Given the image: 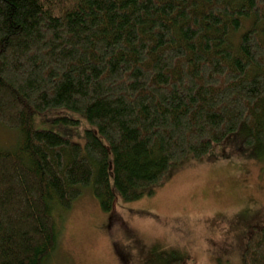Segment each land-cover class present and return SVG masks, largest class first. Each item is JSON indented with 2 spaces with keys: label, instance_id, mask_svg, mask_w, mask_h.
Listing matches in <instances>:
<instances>
[{
  "label": "trees",
  "instance_id": "obj_1",
  "mask_svg": "<svg viewBox=\"0 0 264 264\" xmlns=\"http://www.w3.org/2000/svg\"><path fill=\"white\" fill-rule=\"evenodd\" d=\"M59 108L98 133L36 127ZM0 124L20 134L0 148V264H47L86 188L110 212L242 128L264 149V0H0ZM242 261L264 264V223ZM144 264L195 262L155 245Z\"/></svg>",
  "mask_w": 264,
  "mask_h": 264
},
{
  "label": "rangeland",
  "instance_id": "obj_2",
  "mask_svg": "<svg viewBox=\"0 0 264 264\" xmlns=\"http://www.w3.org/2000/svg\"><path fill=\"white\" fill-rule=\"evenodd\" d=\"M35 120L81 144L86 130L98 133L67 108ZM242 131L203 160L175 167L151 196L125 202L117 192L110 212L86 188L72 209L59 211V242L47 264H144L155 245L188 253L195 264H243L248 236L264 223V149L246 146ZM19 135L0 124V148H14Z\"/></svg>",
  "mask_w": 264,
  "mask_h": 264
}]
</instances>
